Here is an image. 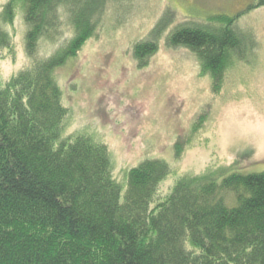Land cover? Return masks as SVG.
<instances>
[{
	"label": "trees",
	"instance_id": "16d2710c",
	"mask_svg": "<svg viewBox=\"0 0 264 264\" xmlns=\"http://www.w3.org/2000/svg\"><path fill=\"white\" fill-rule=\"evenodd\" d=\"M110 2L6 0L0 7V50L12 47L7 27L19 11L29 60L0 77V264H264V170L181 176L157 199L168 162L144 158L123 184L107 144L64 135L69 109L55 72L95 35ZM263 5L211 16L216 26L176 25L166 45L194 52L216 92L231 56L242 57L252 40L233 23ZM165 27L158 21L152 37L134 44L138 66L157 52Z\"/></svg>",
	"mask_w": 264,
	"mask_h": 264
},
{
	"label": "rangeland",
	"instance_id": "374dc122",
	"mask_svg": "<svg viewBox=\"0 0 264 264\" xmlns=\"http://www.w3.org/2000/svg\"><path fill=\"white\" fill-rule=\"evenodd\" d=\"M255 1L111 0L95 35L55 72L69 109L64 135L83 133L107 144L113 176L123 184L126 170L144 158L168 162L157 199L181 176L264 170V5L233 23L252 40L245 41L242 57L231 56L216 92L194 52L166 45L176 25L216 26L211 16H233ZM161 20L166 27L158 50L140 67L133 46L152 37ZM7 29L12 47L0 50L2 79L29 62L22 13ZM51 48L41 45L43 52Z\"/></svg>",
	"mask_w": 264,
	"mask_h": 264
},
{
	"label": "bare ground",
	"instance_id": "6f19581e",
	"mask_svg": "<svg viewBox=\"0 0 264 264\" xmlns=\"http://www.w3.org/2000/svg\"><path fill=\"white\" fill-rule=\"evenodd\" d=\"M264 125V124H263ZM263 128H264V126H263Z\"/></svg>",
	"mask_w": 264,
	"mask_h": 264
}]
</instances>
